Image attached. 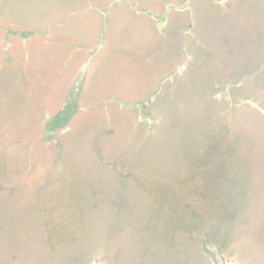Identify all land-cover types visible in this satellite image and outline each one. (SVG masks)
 Instances as JSON below:
<instances>
[{
  "label": "rangeland",
  "instance_id": "1",
  "mask_svg": "<svg viewBox=\"0 0 264 264\" xmlns=\"http://www.w3.org/2000/svg\"><path fill=\"white\" fill-rule=\"evenodd\" d=\"M0 264H264V0H0Z\"/></svg>",
  "mask_w": 264,
  "mask_h": 264
}]
</instances>
